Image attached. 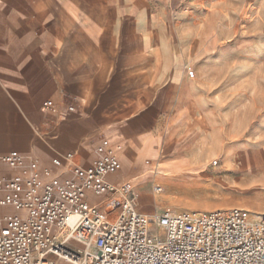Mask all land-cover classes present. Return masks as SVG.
I'll use <instances>...</instances> for the list:
<instances>
[{
  "label": "crops",
  "instance_id": "1",
  "mask_svg": "<svg viewBox=\"0 0 264 264\" xmlns=\"http://www.w3.org/2000/svg\"><path fill=\"white\" fill-rule=\"evenodd\" d=\"M168 1L0 0V157H14L0 178L60 193L108 149L119 160L107 177L115 185L179 161L211 117L179 47L160 38ZM89 195L117 219L105 205L120 195ZM13 212L0 206V217Z\"/></svg>",
  "mask_w": 264,
  "mask_h": 264
},
{
  "label": "rangeland",
  "instance_id": "2",
  "mask_svg": "<svg viewBox=\"0 0 264 264\" xmlns=\"http://www.w3.org/2000/svg\"><path fill=\"white\" fill-rule=\"evenodd\" d=\"M164 9L169 14L160 38L179 47L183 72L205 98L211 121L206 128L202 123L206 130L179 161H160L154 169L159 175L127 180L138 208L149 215L240 208L259 221L264 215V0H169ZM120 207V196L105 205L110 215Z\"/></svg>",
  "mask_w": 264,
  "mask_h": 264
},
{
  "label": "built area",
  "instance_id": "3",
  "mask_svg": "<svg viewBox=\"0 0 264 264\" xmlns=\"http://www.w3.org/2000/svg\"><path fill=\"white\" fill-rule=\"evenodd\" d=\"M118 162L108 149L82 183L60 193L35 178H0V206L18 210L0 217V264H264V215L252 221L240 208L146 214L130 183L107 179ZM89 193L120 195L117 219H104Z\"/></svg>",
  "mask_w": 264,
  "mask_h": 264
},
{
  "label": "bare ground",
  "instance_id": "4",
  "mask_svg": "<svg viewBox=\"0 0 264 264\" xmlns=\"http://www.w3.org/2000/svg\"><path fill=\"white\" fill-rule=\"evenodd\" d=\"M197 120V119H196Z\"/></svg>",
  "mask_w": 264,
  "mask_h": 264
}]
</instances>
